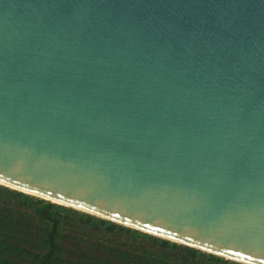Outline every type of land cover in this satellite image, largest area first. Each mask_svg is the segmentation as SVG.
I'll list each match as a JSON object with an SVG mask.
<instances>
[{
	"label": "water",
	"instance_id": "1",
	"mask_svg": "<svg viewBox=\"0 0 264 264\" xmlns=\"http://www.w3.org/2000/svg\"><path fill=\"white\" fill-rule=\"evenodd\" d=\"M0 185L264 264V0H0Z\"/></svg>",
	"mask_w": 264,
	"mask_h": 264
},
{
	"label": "trees",
	"instance_id": "2",
	"mask_svg": "<svg viewBox=\"0 0 264 264\" xmlns=\"http://www.w3.org/2000/svg\"><path fill=\"white\" fill-rule=\"evenodd\" d=\"M222 263L220 257L0 185V264Z\"/></svg>",
	"mask_w": 264,
	"mask_h": 264
},
{
	"label": "rangeland",
	"instance_id": "3",
	"mask_svg": "<svg viewBox=\"0 0 264 264\" xmlns=\"http://www.w3.org/2000/svg\"><path fill=\"white\" fill-rule=\"evenodd\" d=\"M222 259H223V258H222ZM229 262H230V261H227L225 264H229ZM232 262H234V261H232ZM236 263H237V262H236ZM222 264H223V263H222Z\"/></svg>",
	"mask_w": 264,
	"mask_h": 264
},
{
	"label": "flooded vegetation",
	"instance_id": "4",
	"mask_svg": "<svg viewBox=\"0 0 264 264\" xmlns=\"http://www.w3.org/2000/svg\"><path fill=\"white\" fill-rule=\"evenodd\" d=\"M226 262H227V261H224V260H223V264H225Z\"/></svg>",
	"mask_w": 264,
	"mask_h": 264
}]
</instances>
